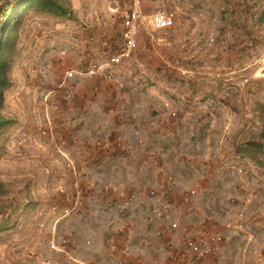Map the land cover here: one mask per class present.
<instances>
[{"label": "crops", "instance_id": "1", "mask_svg": "<svg viewBox=\"0 0 264 264\" xmlns=\"http://www.w3.org/2000/svg\"><path fill=\"white\" fill-rule=\"evenodd\" d=\"M191 1L195 2V9H191L188 16L181 15L182 24L171 30L157 50L140 49L139 55L148 64L146 83L126 78L129 76L127 70H122L119 77L112 81H104L97 76L74 81L72 107L56 125L57 131L66 141L54 145L44 136L46 140L42 144L37 141L41 140L37 133L38 139L29 136L28 145L36 149L39 155L35 159L37 162H42L44 157L45 161L48 159L52 163L51 156L57 152L55 147H67L86 179L82 182L85 190L84 210L77 212L83 208L81 206L70 218L76 230L75 238L68 246L70 259L64 255L63 260L56 257L50 262L122 264L121 257L129 253V264H181L172 256L184 239L198 237L210 224L220 226L223 224L221 219H226L223 216V212H227L224 207L219 210L211 206L212 209H209L204 204L205 199H223L225 195L222 196L220 188L232 183L227 175L232 174L241 155L239 153L235 157L236 151L230 139L219 140L220 134H217L219 138L216 139V133H211L219 119L224 127L234 124L235 116L232 113L218 112L217 120L213 118L214 107L211 103L220 97L225 98L224 87L219 81H211L201 75L198 80H193L192 90L179 84L174 88V94L167 90L180 79L179 72L173 69L189 71L176 61L175 58H180L176 55L184 59L186 55L200 54L212 58L215 65L225 70L235 68L237 56L245 53L243 48L240 51L237 48L240 43H249L244 41L245 29H250L254 23H248L249 18L257 20L264 11L251 4L237 5L234 10L222 9L226 0H187L188 4ZM76 31L78 34L83 33L81 28ZM210 31L216 35L214 44L208 41L209 33H213ZM145 84L148 86L146 91L143 90ZM170 94L177 99L175 108L180 110L178 117L170 115V109L175 104L170 102V107H166L165 100ZM228 97L222 98L223 101L233 105L234 100ZM73 134L79 138L77 145L69 139ZM211 135L214 139L208 142ZM138 137L142 140L146 138L151 143L152 146L148 144V147L155 153L154 156L144 154L138 148ZM117 138L130 140L131 148L122 150L117 146L110 151L94 148L97 139L114 142ZM218 141L220 145H216ZM157 163L158 167L168 168L176 180L175 189L166 199L167 207L163 206L161 200L150 198L145 192L147 184L156 181L157 171L154 167ZM55 167L58 168L55 183L72 181L73 172L68 165L70 174L65 178L62 176V166L57 164ZM36 174H39L37 170ZM108 182L133 189L137 194L135 205L130 209L113 207L102 193L103 185ZM189 188L195 189L197 193L190 202L185 203L182 201L183 191ZM54 191L52 199L65 205L64 196L58 190ZM255 191L258 198L248 207L250 213L256 215L251 225H244L248 235H242L243 242L235 245L231 235L235 227L244 229L236 213L242 207L247 193L238 187L234 196L227 194L226 202L234 204L236 216L229 221L231 229H225L227 239L222 249L218 253L208 254L204 261L195 264H264V202H261L264 196L259 197L260 190ZM237 199H242V202ZM68 222L69 219L62 220L59 227L62 228ZM171 222H177L178 226L168 231ZM102 233L100 248L95 250L92 237ZM247 236L251 238L246 240ZM235 247H239L238 256L232 254ZM43 262L40 264H46Z\"/></svg>", "mask_w": 264, "mask_h": 264}, {"label": "rangeland", "instance_id": "2", "mask_svg": "<svg viewBox=\"0 0 264 264\" xmlns=\"http://www.w3.org/2000/svg\"><path fill=\"white\" fill-rule=\"evenodd\" d=\"M168 1L174 3V0ZM175 1L178 3L179 13L183 16H188V12L195 9V2L191 1L188 4L187 0ZM130 2L131 0H66L72 11L70 15L33 14L28 16L20 29L15 51L7 67L8 81L3 88L0 106V114L4 122L0 129V179L4 180L10 187V192L3 196L0 201V264H40L42 261H45L43 263L46 264H54L50 261L56 260V257L60 260H63L65 256L70 259L68 253L70 242L67 243L65 240L68 236L70 237L69 233L73 235L72 240L75 238L76 230L73 229V221L70 219L74 212L60 219H56L47 213L41 219L37 216V210L39 208L47 210L52 202L60 204V201L52 199V192H55V189L60 192V184L68 185L69 182L55 183V172L58 169L55 165L60 164L61 170L64 171L62 176L64 178L69 177L70 171L66 165V158L68 156L73 157L68 152L67 147L60 146L57 148L56 146L57 152L51 156L52 163L48 161L47 158L49 157L46 158V161L43 157L42 162H37L35 159L39 155L35 151L36 149H31V146L28 145L29 138L37 137L38 139L39 136L41 140L37 141L44 144V140H46L44 136H47L50 140L47 139L52 141L44 131L55 129L58 122L62 120L64 113L69 112L73 102L67 105L64 101L62 87H58V83L64 76L66 61L73 60L76 52L86 45L85 37L97 28V16L111 15L114 12L110 7L126 8ZM144 2L148 9L157 5L155 0H144ZM249 22H254L250 29H245L246 34L244 33L246 35L244 41L249 43L247 45L240 43L237 48L239 51L243 48L245 52L237 56L235 61L237 87L233 93L229 94L231 96L228 97L224 94L225 98L220 97L219 100L211 103L214 107V120H217L218 112L220 114L228 112L235 116L234 124L225 127L220 119L217 120L215 129L211 133H216L214 135L216 139L219 138L218 135L220 134L219 140L228 141L230 139L236 151L235 157L239 153L241 154L240 160L237 161L238 164L235 165L232 174L227 175L232 183L220 188L223 191L221 192L222 196L225 195L223 199L217 197L216 200H204L206 208L212 209L211 206H216L219 210L222 207L226 209L227 212H223L226 219L220 221L225 227L219 223L225 234H227L225 229H231L232 226L229 221L235 219L237 215L241 227L244 229L235 227L232 231V242L235 245L243 242L242 235H248L244 225H251L250 223L256 215L250 213L248 207L254 200L247 203L246 198L251 193L257 194L255 190H260L259 197L264 196V23L259 22L258 17L257 20H248ZM78 28H81L83 33H76ZM111 31L110 29L109 33L112 34ZM209 34L216 37L215 32ZM83 36L85 37L83 38ZM176 57H180L175 59L182 63L183 69L189 71L182 72L173 69L179 72L180 77L178 79L179 77L176 76L178 80L173 82L167 90L168 93L173 94L174 88L178 84L192 90L194 88L193 80H198L197 78L202 75V66L207 62L214 64L212 58L202 57L200 54L186 55L184 59H181L182 56L179 55ZM195 71L201 72L193 74ZM126 73L129 75L126 78L147 82L148 73L138 76L134 68L127 70ZM202 76L204 77V75ZM245 76H249L250 81L247 84H238ZM118 77L119 75L115 79ZM146 85L143 87L145 91L148 87ZM47 95L48 97H46ZM226 97L230 100L233 99L234 104L230 105L224 102L223 99ZM166 98L175 104L174 106L177 105L175 101L177 99L174 95L170 94ZM56 105L59 108L55 109ZM170 105L167 104L166 107H170ZM57 128L58 126H56ZM36 133L38 136L35 135ZM138 138V140H142L141 137ZM212 138L211 135L208 142H212ZM254 140H259L262 147L255 145ZM143 142L145 147L143 153L146 154L148 149L151 150L148 144L152 145L147 142L146 138ZM52 143L55 145V142ZM133 144H135L134 141ZM216 145H220L219 141ZM154 155L155 153L149 156ZM251 156L255 160L253 158L251 160ZM53 160H56L55 163ZM158 165L157 163V166L154 167L157 176L159 170L164 168V166L158 167ZM239 168H242V171H238ZM165 169L170 171L166 167ZM35 170L39 174L35 175ZM28 178H31L29 182H27ZM238 187L242 192L247 193V196L244 197V203L235 215L234 204H228L226 198L228 193L234 196ZM81 200L83 206L85 203L84 194ZM237 201L241 203L242 199H237ZM261 202H264V198ZM242 208L245 209L244 218L238 214ZM81 210H84V206L77 212ZM65 219H69V222L60 228V222ZM41 220L45 222L43 227L40 226ZM102 236L103 233L93 235V237L89 234V237L93 238L95 250L100 248L99 241H101ZM250 238L247 236L246 240ZM52 242H55L56 247L52 246ZM31 250L37 255L31 260H24L26 254ZM238 250L239 247H235L232 254L238 256L236 254ZM69 252L71 254V251ZM174 255L175 252L173 258Z\"/></svg>", "mask_w": 264, "mask_h": 264}, {"label": "built area", "instance_id": "3", "mask_svg": "<svg viewBox=\"0 0 264 264\" xmlns=\"http://www.w3.org/2000/svg\"><path fill=\"white\" fill-rule=\"evenodd\" d=\"M157 5L153 9L145 6L144 0H131L130 5L126 8L120 6L110 7L114 12L111 15L97 16V28L89 32L85 37L86 45L76 52L75 58L65 63V72L62 80L58 83V87H62L63 97L66 104H70L75 97L74 81L87 76H97L104 81L114 80L122 70H131L134 68L138 76L148 73V64L139 55L140 49L157 50L163 42L166 41L168 34L177 25L182 24L181 14L177 6V2L170 3L168 0H155ZM248 4L259 6L264 11V0H226L222 4V9L234 10L237 5ZM253 18H249L252 21ZM264 23V20H263ZM112 30V34L109 30ZM210 44L216 43V37L210 35L208 38ZM201 72L206 79L211 81H219L224 87L225 95H229L235 91L236 86V68L227 69L219 67L212 63H205ZM229 72V73H228ZM230 74V75H228ZM232 74V75H231ZM250 81L249 76H245L238 84H247ZM48 97V95L46 96ZM170 104L169 100H166ZM59 108L58 105L55 109ZM170 115L178 117L179 111L175 106L171 107ZM58 129H50L44 131L48 134L53 142L66 141L64 136L57 131ZM72 143L78 144L79 138L73 134L69 136ZM120 147L122 150H129L132 142L127 139L117 138L111 140L97 139L94 144L95 150H108L113 147ZM137 146L144 152L145 147L143 140H138ZM89 150V149H88ZM147 154H153L148 149ZM67 165L73 172L72 181L66 184H60V193L64 196L66 203L52 202L47 210L39 208L37 216L41 219L47 213H50L56 219L67 216L78 210L82 206V196L84 194L83 180L86 181L82 173L79 171L76 160L68 156ZM238 171H242L239 168ZM176 180L173 174L165 168H161L155 182H150L145 187V192L150 198H155L163 202V206L167 207L166 199L175 189ZM102 193L109 199L113 207L121 209H130L137 202V194L133 189L127 186H121L114 182L105 183L102 187ZM197 191L189 188L183 191L182 201L190 202L196 195ZM257 197V194H250L246 198V202H251ZM241 218L245 217V209L239 211ZM44 220L40 221V226H44ZM178 226L177 222H171L167 230L172 231ZM198 237H187L178 251L175 252L174 260L181 264H195L204 261L208 254L218 253L227 236L221 227L216 224H210L206 229L201 231ZM66 238L65 242H71L72 233ZM52 246L56 247L55 242ZM37 254L31 250L26 254L24 260H31ZM129 253H125L121 257L122 264H129Z\"/></svg>", "mask_w": 264, "mask_h": 264}, {"label": "trees", "instance_id": "4", "mask_svg": "<svg viewBox=\"0 0 264 264\" xmlns=\"http://www.w3.org/2000/svg\"><path fill=\"white\" fill-rule=\"evenodd\" d=\"M71 9L66 0H0V106L3 88L8 81L7 67L20 35V29L28 16L38 13H53L57 16H68ZM264 13L259 17L262 22ZM4 122L0 114V129ZM255 145L261 146L259 140ZM250 154V153H249ZM254 159V157L251 156ZM255 160V159H254ZM10 192L8 184L0 179V201Z\"/></svg>", "mask_w": 264, "mask_h": 264}]
</instances>
